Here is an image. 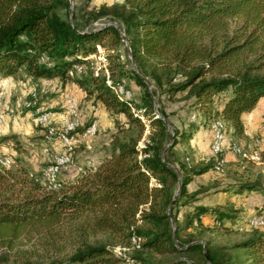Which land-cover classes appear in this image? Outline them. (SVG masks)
Returning a JSON list of instances; mask_svg holds the SVG:
<instances>
[{
  "label": "trees",
  "instance_id": "obj_1",
  "mask_svg": "<svg viewBox=\"0 0 264 264\" xmlns=\"http://www.w3.org/2000/svg\"><path fill=\"white\" fill-rule=\"evenodd\" d=\"M99 47L107 64L97 73ZM0 76L73 81L115 124L97 168L56 190L43 170L0 163V264H264V227L255 223L264 202L246 205L251 193L264 197V171L253 168L264 167V148L252 160L238 141L244 115L264 99V0H119L90 10L0 0ZM123 83L132 97L116 94ZM164 99L197 114L178 127ZM216 121L237 161L225 163L222 151L194 158V135ZM209 173L224 178L190 190ZM212 188L221 201L198 202ZM212 230L244 233L221 242Z\"/></svg>",
  "mask_w": 264,
  "mask_h": 264
},
{
  "label": "rangeland",
  "instance_id": "obj_2",
  "mask_svg": "<svg viewBox=\"0 0 264 264\" xmlns=\"http://www.w3.org/2000/svg\"><path fill=\"white\" fill-rule=\"evenodd\" d=\"M107 3H111V0H71L72 8L76 5L79 8H85L87 10L98 8ZM127 56L131 59L130 55L123 53V58ZM92 57L95 59L94 66L96 68L106 66L107 58L101 47H99L98 54H94ZM131 65L135 68L134 63H131ZM34 88L38 90L37 104L39 105L38 108L40 112L52 115L53 125H58L56 113L67 110V101L69 98H72L77 103L81 121L85 126L94 120H98V131L95 135L86 136L84 134V127L78 129L74 134V148L70 150L73 166L60 174L62 185L67 186L76 180V178L80 177L77 169L79 165H82L90 158L97 160L104 154L103 149L105 142L108 140L110 133L115 130L113 118L103 106H98L94 98H89L85 90L73 81L63 83L61 79L54 77L42 78L38 82H34L27 77H21L17 81L16 96L12 97V95H10L11 99L9 100L3 95L5 106L2 111L4 117L0 123V149L1 151L3 149L5 152H8L6 148H9L10 152L17 150V153H12L11 155L14 156L16 162H23L24 166L30 170L38 171L46 167V156L43 151L45 140L43 136L46 134L47 127L36 123V115L32 114L35 109H30L26 106V103L31 97V91ZM164 104L167 113L170 115V119L178 127L187 125L197 114L192 109L187 108L185 103L181 101H169L164 99ZM253 121V127L252 124H250L252 120L248 121L247 134L245 137L238 139L240 143V145H238L241 148H246L251 151L249 156L252 160H259V155L256 152L264 148V129L263 131L256 129V124H258V122L255 120ZM212 131L210 128L201 127L194 135L190 143V148H192L196 154L194 158L207 159L213 155L212 146L214 142V131L213 139ZM5 136L10 137V139L4 141L3 138ZM230 143V135L228 137L225 133V139L222 142V152H224L225 155L223 157L225 163L237 161V159H239L231 148L233 143L231 145ZM15 144L20 146L19 150L16 148ZM178 147L183 148L184 145L179 144ZM51 148L55 152H60L64 149L58 138L54 144H51ZM253 168L255 169L254 172L260 169L264 171L262 164H256ZM221 178H224V176L216 173H209L197 177L190 186L192 190H197L201 185L208 187ZM200 196L201 198L198 202L203 204H215L221 200V195L215 193L214 188H212L209 193H203ZM181 216H183V214ZM260 227H264V225H260ZM243 233L244 232L224 234L218 230H212L207 231L206 235L211 234L221 242H228L240 238ZM132 249L131 247L126 253L132 254ZM135 261L136 264H140L139 260L135 259Z\"/></svg>",
  "mask_w": 264,
  "mask_h": 264
},
{
  "label": "built area",
  "instance_id": "obj_3",
  "mask_svg": "<svg viewBox=\"0 0 264 264\" xmlns=\"http://www.w3.org/2000/svg\"><path fill=\"white\" fill-rule=\"evenodd\" d=\"M119 0H111V2H117ZM78 71L82 70V67H77ZM97 73L99 68H96ZM70 74H74V70L70 71ZM110 84V81L108 80ZM116 94L119 96H125L127 98L132 97V92L125 88V84H120L114 88ZM38 99V90L34 88L31 91V97L26 103L27 107H33L37 104ZM5 106L3 94L0 93V123L2 121L3 109ZM36 115V123L42 124L47 127L45 134V146L43 151L46 156V167L43 169V178L42 182L47 185L51 190H56L61 186L60 174L63 171L68 170L73 166V159L70 154V150L74 148V137L71 136V133L82 124L79 107L77 103L69 98L67 101V110L56 113V118L58 119V125L52 124V115L44 114L40 112V109L37 107L32 113ZM98 131V120H95L84 132L86 136H93ZM59 139L64 149L60 152H55L51 148V144H54L56 139ZM0 163L7 167L15 165L14 156L11 154L3 153L0 149ZM98 166L96 159L90 158L86 160L82 165L78 166L79 174L85 173L88 170H94ZM264 221V219H263ZM141 237H133V246H140ZM114 249L121 254H125L130 247L115 245ZM123 264H136L134 258L127 259Z\"/></svg>",
  "mask_w": 264,
  "mask_h": 264
},
{
  "label": "crops",
  "instance_id": "obj_4",
  "mask_svg": "<svg viewBox=\"0 0 264 264\" xmlns=\"http://www.w3.org/2000/svg\"><path fill=\"white\" fill-rule=\"evenodd\" d=\"M19 79L20 78L2 77V76H0V93L5 95L4 97L6 99L10 100L11 99L10 95H12V97L16 96V93H17L16 85H17V81ZM263 113H264V99L261 101V106L260 107L256 108L255 110H253L249 114H245L244 115V117L246 119V125H248V121L252 120V122L250 124H252V127H253V122H254L253 120H255L256 122H258V124H256V129H259V131H263V129H264V115H263ZM263 134H264V131H263ZM212 139H213V132H212ZM107 141L105 143H107ZM10 143H13V142H10ZM191 145H193V144H191ZM6 149H7L8 152H5L3 149H2V152L3 153H7V154L17 153V150H15V151L13 150V151L10 152L9 148H6ZM189 187H190V190H192L191 186H189ZM262 202H264V197L262 195H260V194H257V193H251L246 198V205L251 210H252V208H254L255 206H257L258 204H260Z\"/></svg>",
  "mask_w": 264,
  "mask_h": 264
},
{
  "label": "bare ground",
  "instance_id": "obj_5",
  "mask_svg": "<svg viewBox=\"0 0 264 264\" xmlns=\"http://www.w3.org/2000/svg\"><path fill=\"white\" fill-rule=\"evenodd\" d=\"M213 131H214V142H213V153L218 154L220 153L223 149L222 147V142L225 139V132L223 130V124L220 121H216L214 126H213ZM237 147L234 146L233 150L236 152L237 151ZM264 215L255 218V223L257 225H264Z\"/></svg>",
  "mask_w": 264,
  "mask_h": 264
},
{
  "label": "water",
  "instance_id": "obj_6",
  "mask_svg": "<svg viewBox=\"0 0 264 264\" xmlns=\"http://www.w3.org/2000/svg\"><path fill=\"white\" fill-rule=\"evenodd\" d=\"M114 25L117 26L116 23H114ZM157 115H158L159 117H162V115H161L160 113H158ZM162 118L165 119L164 117H162ZM165 120H166V119H165ZM166 122L169 124L170 127H172V126H171V123H170L168 120H166ZM171 144H172V142L170 143V145H171ZM165 153H166V151L164 152L163 155H165ZM179 175H180V172H179ZM180 189H181V184L179 185V190H180ZM179 190L177 191V194L179 193ZM172 203H173V202H172ZM172 203H171V204H172Z\"/></svg>",
  "mask_w": 264,
  "mask_h": 264
}]
</instances>
